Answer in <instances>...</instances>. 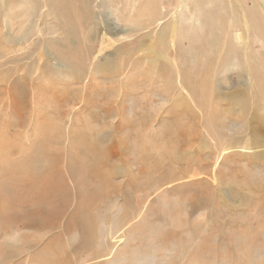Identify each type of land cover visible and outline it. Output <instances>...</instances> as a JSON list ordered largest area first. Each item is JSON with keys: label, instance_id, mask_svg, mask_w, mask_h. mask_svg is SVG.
Here are the masks:
<instances>
[{"label": "rangeland", "instance_id": "obj_1", "mask_svg": "<svg viewBox=\"0 0 264 264\" xmlns=\"http://www.w3.org/2000/svg\"><path fill=\"white\" fill-rule=\"evenodd\" d=\"M0 264H264V0H0Z\"/></svg>", "mask_w": 264, "mask_h": 264}]
</instances>
